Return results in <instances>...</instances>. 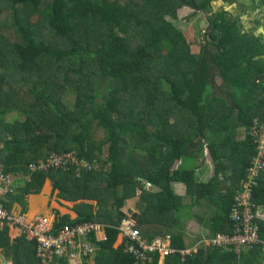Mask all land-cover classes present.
Instances as JSON below:
<instances>
[{
	"label": "trees",
	"instance_id": "trees-1",
	"mask_svg": "<svg viewBox=\"0 0 264 264\" xmlns=\"http://www.w3.org/2000/svg\"><path fill=\"white\" fill-rule=\"evenodd\" d=\"M258 1L264 9V0ZM183 4L210 13L206 45L187 38L170 21ZM208 5V0H0V160L5 171L62 152L110 164L108 171L94 165L88 171L70 166L36 172L19 185L23 197L49 178L64 198L95 200L79 211L77 221L104 224L106 235L85 261L159 264L155 252L136 263L123 245L114 246L116 225L128 214L124 202L137 188L133 217L148 239L154 235L147 230L154 227L157 234H170L174 248L192 247L200 237L186 239L183 221L189 218L207 228V237L233 229L234 195L255 153L248 131L255 117L264 119V84L250 81L264 74V38L241 31L235 20ZM195 45L198 53L191 51ZM249 48L252 56L242 62ZM212 66L221 80L217 88ZM225 84L234 89L222 90ZM7 112L21 117L5 121ZM204 146L214 174L201 182L193 169L180 168V160ZM227 170L221 179L217 173ZM172 182H182L184 194L176 193ZM15 193L9 201L17 200ZM253 201L264 206V172ZM201 204L211 210L207 217L191 210ZM258 232L264 237L260 220ZM28 242L16 244L15 251L25 252L16 253L14 264H39ZM5 246L7 236L0 231V248ZM263 257L257 246L236 254L209 244L183 259L173 252L161 264H263Z\"/></svg>",
	"mask_w": 264,
	"mask_h": 264
},
{
	"label": "built area",
	"instance_id": "built-area-1",
	"mask_svg": "<svg viewBox=\"0 0 264 264\" xmlns=\"http://www.w3.org/2000/svg\"><path fill=\"white\" fill-rule=\"evenodd\" d=\"M248 133L253 137L255 153L234 195L229 215L233 229L230 233H216L207 242L223 251L236 254L257 246L264 256V237L258 232V210L253 201L257 179L264 172V119L255 117ZM70 166L77 169L90 168V165L78 158L74 152L52 153L44 160L29 163L28 168L33 172L46 171L50 168L65 169ZM22 176L21 172L15 174L5 172L0 164V229L4 225H12L24 238L34 241L35 256L39 264H62L61 259H66L68 264H82L84 257L97 250L95 241L105 238L102 225L94 221H85L74 225L63 224L57 230H53L52 220L47 216L37 214L29 218L21 212H14L5 205V201H8L9 195L13 192L14 179ZM119 229V243L136 263L145 262L148 259L147 254L153 252L161 256L172 252L184 256L189 252L171 248L169 235L157 236L150 242L147 241L140 235L136 220L131 217L123 219Z\"/></svg>",
	"mask_w": 264,
	"mask_h": 264
},
{
	"label": "crops",
	"instance_id": "crops-1",
	"mask_svg": "<svg viewBox=\"0 0 264 264\" xmlns=\"http://www.w3.org/2000/svg\"><path fill=\"white\" fill-rule=\"evenodd\" d=\"M244 1L245 0H225V2L222 5L225 8L227 7L226 9H231L234 12L235 16H237L238 14L241 16V24L243 26V28H241V31L250 32L257 37L264 38V36H262L264 35V18L263 16H261L260 10L257 9L256 6H259L261 8L263 7L258 4L259 3L258 0H255L256 4L254 6L246 5ZM217 6H218V3L213 2V9L216 8ZM188 12L186 11L185 13H188ZM0 147H1V144H0ZM0 164L2 165L1 160H0ZM36 172L44 173V171H33L32 173H36ZM176 183L178 185V188H179V185H181L180 189H184V186L182 183L172 182L171 186L173 190L175 189L174 184ZM19 185L20 184H18L17 188L19 187ZM17 188L15 189L16 193L14 192L15 194H17V197H16L17 200L9 201L10 198H8V201L10 202V206L8 207L12 209L14 212H21L25 214L29 218L37 214L47 216L52 220V224L54 225H56L57 222H61L62 223L61 225L63 224L74 225V224L83 222V221L81 222L77 221V218L79 217V211L86 210L87 209L85 207L86 204L92 205L95 203V200H91V199L70 200L68 198L62 197L60 195L59 190L53 187L52 181L49 178L44 179L38 191L33 192V193H27L23 197L20 192V187L18 189ZM184 192H185V189H184ZM138 196L139 194L135 193L134 196H131L125 200L124 205H123L124 211L126 209H131L134 206L136 207ZM20 198H23V199L20 200ZM132 203H134V205ZM184 220H187V219H184ZM87 221H91V220H87ZM0 231H5V235L7 236V240H8V246H5L4 248L3 247L0 248V264H3L1 257L5 260L6 264H14L13 259L16 256V253L18 251H23V250L15 251L14 248L16 244L24 240H27V239L24 238V236L20 233V231L12 225H4L0 229ZM157 235L159 236L169 235L170 237L169 240L171 242L170 234L165 233L164 235H160V234H157ZM208 239L209 238L207 237V235L206 236L200 235L199 241L201 240L206 241ZM27 241H29L28 242L29 245L27 249L30 251V253L32 254L34 253L35 255L34 242L31 240H27ZM119 241H120V238L119 236H117V240L115 241L114 246H117L119 244ZM198 242H196V244ZM196 244L193 245L192 247L195 248V246L198 245ZM206 244L209 245L208 242H206ZM162 260H163V257L160 256L159 264L162 263ZM65 261H66V264H68V261L66 259ZM84 261L85 259L83 258L82 264H84ZM85 262L86 264H93L92 260H90L89 258Z\"/></svg>",
	"mask_w": 264,
	"mask_h": 264
},
{
	"label": "rangeland",
	"instance_id": "rangeland-1",
	"mask_svg": "<svg viewBox=\"0 0 264 264\" xmlns=\"http://www.w3.org/2000/svg\"><path fill=\"white\" fill-rule=\"evenodd\" d=\"M186 11L188 12L187 8H182L178 12V18L170 20V21L173 22L175 26L180 28L184 32V34L186 35L187 38H189L191 40L192 39L200 40L199 19L201 18V16H204V14L203 13H194L192 16H190L188 18L187 22H184L182 20V16L181 15L184 14ZM207 14H210V13L208 12ZM229 17L231 18V20H235L236 21V24L231 22L233 24V26L243 27L242 24L239 23V18L237 16L230 15ZM165 18L168 19V20L171 19L168 15H166ZM204 27H205V23H204ZM192 28L196 32L194 34V36H192L193 35V29ZM189 31L191 32V35L189 34ZM201 42H203V39L201 40ZM196 46L197 45H195L194 48H191V50L192 51H197V49L195 48ZM247 53L249 55H246L245 57H244V55L242 56V59H243L242 62H244L247 59H250L249 56L250 57L252 56V55H250L251 48L248 49ZM242 59H240V60H242ZM245 72H247V71H245ZM242 75L246 76V74H244V72L242 73ZM257 79L259 80L260 78H257ZM252 80L253 79L251 78L250 81H252ZM220 81L221 80H220L219 77H215V82L218 83L219 85L221 84ZM260 81L263 82L264 81V77H262L260 79ZM229 86H230L231 89H234L231 85H229ZM229 86H227L226 84L225 85H221V89L222 90H224V89L227 90V88H229ZM238 91L240 92V90H238ZM64 99H66V97H64ZM20 117H21L20 115H18L17 113H14V112H7L6 114L3 115V119H5V121L6 120L7 121H13L16 118L20 119ZM238 129H239V127H238ZM233 130H232V132H233ZM239 136L240 135H238V137ZM101 138H102V132L99 131L97 133V139H101ZM103 154H106V149H103ZM104 158H105V156H102L100 158V160H103ZM180 161H181L180 162V168L193 169L194 170L193 177H194L195 180L204 182V181H206L208 178H210L214 174V164H213V161L210 158L209 150H208V148L206 146H204V147L200 148L199 150H197L195 156L183 157V159L180 160ZM102 164H103V166H104V164H106V169H104V171H108L110 164H107V162H103ZM228 172H229V170H227L224 174H219V173H217V174H218V176L221 179H223V177ZM180 186L181 185H179V188H178L177 183L174 184V188H175L174 191L176 193H178V194L180 193L182 195L184 193V189H180ZM135 199H136V197H135ZM184 201L187 203L188 199L185 197ZM132 204L134 205V203H132ZM202 204H203V202H202ZM202 204H201V206L193 207V209H191V210L194 211V212H199L202 215L207 217L210 214L211 210L207 206L202 205ZM133 209L136 210V207L134 206ZM258 218L260 219V221L264 222V206H260V209L258 211ZM183 225H184V228L186 229V232L188 231V234L190 235V236H188L186 238L188 241L194 242L195 239L200 237V236H198V234L206 236L207 228L202 226V225H200L197 222V220H195L194 218H189L187 220H184L183 221ZM147 233L151 234V235L157 234L156 229L154 227L149 228L147 230ZM206 242H207V240L206 241H204V240L199 241L197 243L198 245L196 244L197 246H195V248L196 247L198 248L199 246H206L207 247ZM192 248L194 249V247H192Z\"/></svg>",
	"mask_w": 264,
	"mask_h": 264
},
{
	"label": "clouds",
	"instance_id": "clouds-1",
	"mask_svg": "<svg viewBox=\"0 0 264 264\" xmlns=\"http://www.w3.org/2000/svg\"><path fill=\"white\" fill-rule=\"evenodd\" d=\"M62 153H64V152H62ZM52 154V153H51ZM80 159H82V158H80ZM82 160H84V159H82ZM85 162H87V164L88 165H90V168H86V167H80L79 169H77L76 167H73V168H75L76 169V171H80V170H85V171H88V170H92V168H93V166H94V168H99V169H101V170H104V169H106V164H104V166H103V162L101 163V162H91L90 163V161H88V160H84ZM31 163V162H30ZM28 165H29V163H27L26 165H25V167L22 169V170H15V171H10V172H7V171H5V169L2 167V165H1V167H2V169L5 171V172H7V173H10V174H15L16 172H21V173H23V176L22 177H20L19 179H14V185H13V192L9 195V196H11L12 194H14V192H15V189L17 188V186H18V184H22V182L23 181H25V180H28V179H26L25 177L26 176H30V174L32 173V171L28 168ZM103 168V169H102ZM52 169H54V168H50V169H48V170H46V171H44V172H50V170H52ZM56 169H60V170H63L62 168H56ZM198 181V180H197ZM147 183H148V185H147ZM180 183H182V182H180ZM183 184V183H182ZM144 186L145 187H149V186H151V183L150 182H145L144 183ZM183 186H184V184H183ZM184 189H185V186H184ZM140 188H137L136 189V191H135V193L136 194H140ZM257 206V210L259 211V209H260V206H262V205H256ZM125 212L126 213H128L127 214V216H124V217H122L121 219H120V221H119V223L116 225V229L118 230V236L120 235L119 233H120V229H119V225H120V222L123 220V219H125V218H134L133 216H134V213L135 212H137V209L136 210H134L133 208H131V209H126L125 210ZM230 215V214H229ZM259 218H258V222H259ZM83 222H85V221H83ZM94 222H96V221H94ZM97 224H100V225H102V229H103V231L105 230V225L104 224H101V223H99V222H96ZM136 225H137V223H136ZM201 225V224H200ZM61 226V225H60ZM60 226H58V227H55L54 226V224H53V230H57ZM137 228H138V230H139V232H140V235L144 238V239H146L147 241H151L152 239H154L155 237H157V236H159V235H154L153 237H151L150 239H148L146 236H144L142 233H141V231H140V229H139V227L137 226ZM104 233H105V231H104ZM216 234V233H215ZM215 234H213V235H215ZM106 235V234H105ZM213 235H211L210 237H212ZM210 237H208V238H210ZM92 238H94V237H92ZM103 240V239H102ZM100 241V240H99ZM34 242V241H33ZM95 242H97V241H95ZM96 244V243H95ZM118 245H121L120 243L118 244ZM170 246H171V248H174L172 245H171V242H170ZM208 246V245H207ZM34 248H35V242H34ZM197 248V247H196ZM196 248H181V249H177V250H188L189 252L188 253H186L185 255H187V254H189L190 252H191V250H193V251H195L196 250ZM174 249H176V248H174ZM123 251H124V249H123ZM35 252H36V248H35ZM125 252V251H124ZM127 253V252H126ZM155 253H157V252H155ZM173 253V252H172ZM158 255H159V257L161 256L159 253H157ZM171 254V253H170ZM167 255H169V254H167ZM167 255H165V256H167ZM180 255V254H179ZM184 255V256H185ZM165 256H162L163 258L165 257ZM181 256V255H180ZM184 256H181V258L183 259L184 258Z\"/></svg>",
	"mask_w": 264,
	"mask_h": 264
},
{
	"label": "flooded vegetation",
	"instance_id": "flooded-vegetation-1",
	"mask_svg": "<svg viewBox=\"0 0 264 264\" xmlns=\"http://www.w3.org/2000/svg\"><path fill=\"white\" fill-rule=\"evenodd\" d=\"M119 1H128V0H119ZM199 1V0H198ZM213 2H217L218 3V6L216 7V8H214L213 9ZM208 6H209V8L210 9H212V10H215V9H217L218 11H222V12H224L226 15H227V17H229L230 15H229V13L226 11V10H222L221 8H224L223 7V1L222 0H208ZM182 8H187L188 10H189V12L188 13H184V14H182L181 16H182V20L184 21V22H187L188 21V18L190 17V16H192L194 13H200L199 12V10L198 9H196V8H194L193 6H190V5H187V4H183V5H181L180 7H178L177 9H176V18L175 19H177L178 18V12L182 9ZM225 9V8H224ZM208 12H205V14H204V16H201V18L199 19V25H200V28H199V31H200V40H196L195 42L198 44V45H203V44H205L206 45V40H205V29H206V27H207V24L209 23V21L207 20V17L209 16V14H207ZM173 20V19H172ZM206 20V21H205ZM204 23H205V27H204ZM180 29V28H179ZM190 29V28H189ZM193 29V28H192ZM181 30V29H180ZM182 31V30H181ZM196 32H195V30L193 29V35L192 36H194V34H195ZM189 34L191 35V32L189 31ZM203 39V42H201V40ZM196 49H197V51H193L194 53H198L199 51H200V48H198V47H195ZM209 49V46H206V47H203L202 48V50L203 51H207ZM192 51V50H191ZM211 73H212V75H213V79H214V81H215V77H219V76H217V75H215V74H217V69L215 68V67H213L212 66V68H211ZM261 77H264V74H258V75H255L252 79H253V81L254 82H258V81H260V79H261ZM257 78H260L259 80L257 79ZM221 82V81H220ZM260 84H264V81L263 82H261ZM217 86H219V84L218 83H216L215 82V85H213V87H215V88H217ZM222 95L224 96V97H226L225 95H224V93H222Z\"/></svg>",
	"mask_w": 264,
	"mask_h": 264
},
{
	"label": "water",
	"instance_id": "water-1",
	"mask_svg": "<svg viewBox=\"0 0 264 264\" xmlns=\"http://www.w3.org/2000/svg\"><path fill=\"white\" fill-rule=\"evenodd\" d=\"M222 1H223V3L225 2V0H222ZM244 2L248 6H254L256 4L255 0H245ZM224 8H221V9L226 10L229 13V15H235L231 9H226L227 7L225 9ZM256 8L260 10L261 16H263V18H264V9L259 7V6H256ZM237 17L239 18V23L241 24V16L238 14ZM241 28H243V27H241ZM262 36H264V35H262ZM1 260H2L3 264H6L5 260L2 257H1Z\"/></svg>",
	"mask_w": 264,
	"mask_h": 264
}]
</instances>
